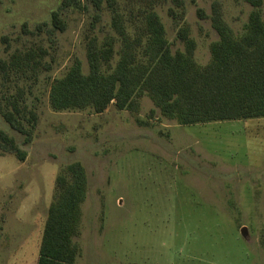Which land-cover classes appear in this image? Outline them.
Listing matches in <instances>:
<instances>
[{
	"label": "rangeland",
	"instance_id": "374dc122",
	"mask_svg": "<svg viewBox=\"0 0 264 264\" xmlns=\"http://www.w3.org/2000/svg\"><path fill=\"white\" fill-rule=\"evenodd\" d=\"M63 1L0 0V59L34 50L42 63L35 73L0 78V102L21 98L38 116L26 145L0 114V131L27 154L24 162L0 154V264L38 263L57 178L75 162L89 181L75 264H264V118L180 126L148 95L138 114L119 111L114 102L102 114L54 111V80L76 59L89 72L88 39L117 37L106 8L92 29L91 6L63 8ZM214 2L241 35L254 9L242 0H118L130 30L142 11L154 8L173 52L185 49L177 36L189 28L202 66L219 39L210 19ZM55 11L64 32L53 27ZM262 13L264 19V5Z\"/></svg>",
	"mask_w": 264,
	"mask_h": 264
},
{
	"label": "trees",
	"instance_id": "16d2710c",
	"mask_svg": "<svg viewBox=\"0 0 264 264\" xmlns=\"http://www.w3.org/2000/svg\"><path fill=\"white\" fill-rule=\"evenodd\" d=\"M242 1L254 9L241 35H236L226 22L222 5L212 4L210 19L219 39L210 46V63L202 66L195 58L197 43L189 28L181 27L177 36L185 49L173 52L166 28L154 8L142 11L140 20L130 30L118 0H64L63 8L94 9L92 29L101 21L106 8L117 37L88 39V74L76 59L65 76L54 80L50 89L52 109L102 114L114 102L119 111L138 114L141 99L148 95L163 117L180 126L263 119L264 0ZM198 13L202 19L206 18L201 9ZM52 23L55 30H66L60 11L52 13ZM41 30L39 26L38 31ZM39 51L43 54L42 49ZM40 56L30 50L16 52L8 60L0 59V78L8 80L35 73L42 66ZM43 67L49 69L47 65ZM4 99L5 104L0 102L2 118L12 130L25 136L26 145L31 143L37 114L21 98ZM137 123L147 125L139 119ZM0 154H14L21 162L27 158L15 139L3 131H0ZM57 187L58 196L49 209L37 264H75L80 253L74 237L79 233L81 206L89 189L84 166L79 162L70 164L57 178Z\"/></svg>",
	"mask_w": 264,
	"mask_h": 264
},
{
	"label": "water",
	"instance_id": "95a60500",
	"mask_svg": "<svg viewBox=\"0 0 264 264\" xmlns=\"http://www.w3.org/2000/svg\"><path fill=\"white\" fill-rule=\"evenodd\" d=\"M243 232V231H242Z\"/></svg>",
	"mask_w": 264,
	"mask_h": 264
}]
</instances>
